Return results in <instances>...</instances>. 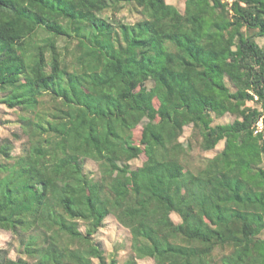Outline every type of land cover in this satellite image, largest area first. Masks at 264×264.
<instances>
[{
  "label": "trees",
  "instance_id": "trees-1",
  "mask_svg": "<svg viewBox=\"0 0 264 264\" xmlns=\"http://www.w3.org/2000/svg\"><path fill=\"white\" fill-rule=\"evenodd\" d=\"M126 5L143 17L112 19ZM258 36L264 0H0L1 101L27 134L19 155L0 146V227L20 254L0 264H118L93 237L110 214L132 231L126 264H264ZM222 140L189 165L193 141Z\"/></svg>",
  "mask_w": 264,
  "mask_h": 264
},
{
  "label": "rangeland",
  "instance_id": "rangeland-1",
  "mask_svg": "<svg viewBox=\"0 0 264 264\" xmlns=\"http://www.w3.org/2000/svg\"><path fill=\"white\" fill-rule=\"evenodd\" d=\"M168 3L177 6L180 10H184L186 0H167ZM230 1V0H229ZM110 14V13H109ZM112 19L134 23L143 17L140 8L134 5H126L122 10L118 11L115 15L110 14ZM257 41L260 45L264 46V36H258ZM64 42V40H61ZM151 83V82H148ZM230 84V83H229ZM2 94H0V146L9 147L8 153L10 155H19L24 147V143L27 140V134H25L18 121V109L10 108L4 102L1 101ZM257 98V97H256ZM256 101V100H255ZM253 102L254 107L261 109V104ZM235 115L227 113L220 117H215L214 125L218 123H228L235 119ZM149 120L145 119L143 123H147ZM143 127L141 124L138 127L140 131ZM191 133V126H186L185 132L181 137L180 142L186 147L189 135ZM224 140L219 141L215 149L210 151H205L201 148L199 143L192 144V149L189 155H187L188 163L193 168L196 169L202 165L203 161L207 157L214 156L218 151L222 150L224 147ZM139 142H137V145ZM7 157V154H5ZM3 157V156H2ZM1 157V159H2ZM147 155L145 153L140 154L137 159L132 160L130 163L132 168H137L145 162ZM84 170L86 173L99 177L101 175L98 164L92 159H85L82 161ZM172 217L175 222L180 221L177 214L172 213ZM81 229L85 230V226L81 225ZM95 241L105 250L108 257H112L115 254L117 257L118 264H126L127 260L132 258V231L130 227L121 224L117 221V218L110 214L106 219H104L103 225L99 228L98 232L94 234ZM17 239L14 237L13 233L2 229L0 227V249L8 251L10 258L17 259L20 254L17 251ZM154 258L152 257H136V264H154Z\"/></svg>",
  "mask_w": 264,
  "mask_h": 264
},
{
  "label": "built area",
  "instance_id": "built-area-1",
  "mask_svg": "<svg viewBox=\"0 0 264 264\" xmlns=\"http://www.w3.org/2000/svg\"><path fill=\"white\" fill-rule=\"evenodd\" d=\"M263 126V121L262 118L259 120V122L257 123V130L259 131L260 129H262Z\"/></svg>",
  "mask_w": 264,
  "mask_h": 264
}]
</instances>
